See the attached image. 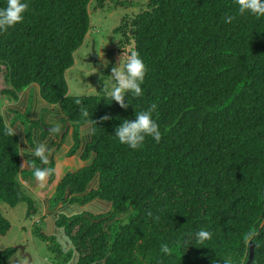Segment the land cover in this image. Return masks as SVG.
<instances>
[{
  "label": "trees",
  "instance_id": "obj_1",
  "mask_svg": "<svg viewBox=\"0 0 264 264\" xmlns=\"http://www.w3.org/2000/svg\"><path fill=\"white\" fill-rule=\"evenodd\" d=\"M94 1L101 8L103 0H24V21L0 33V93L16 98L35 84L73 127V152L80 127L92 128L82 157L92 155L89 165L66 174L50 204L99 202L100 214L87 216L105 221L62 214L34 234L56 239L65 264H224L229 257L264 264V17L239 15L235 0H147L115 30L132 42L126 54L138 52L149 69L143 95L129 96L125 110L105 95L68 96L65 72L88 33ZM226 16L235 19L225 23ZM153 103L161 141L148 137L139 150L121 144L116 127ZM106 114L112 119L99 122ZM19 175L18 139L4 134L0 116V204L26 203L29 219L36 210ZM9 228L0 214V237ZM200 229L212 238L197 243ZM248 232L255 236L246 244ZM164 243L171 255L161 252ZM14 251H1L0 264Z\"/></svg>",
  "mask_w": 264,
  "mask_h": 264
},
{
  "label": "rangeland",
  "instance_id": "obj_2",
  "mask_svg": "<svg viewBox=\"0 0 264 264\" xmlns=\"http://www.w3.org/2000/svg\"><path fill=\"white\" fill-rule=\"evenodd\" d=\"M114 1L126 2V5H115L112 0H103L101 8H96L97 3L95 1L90 8L88 33L80 49L74 53L73 66L65 72L68 96L70 97L104 95L102 83L109 80L111 67L123 53L124 46H126L125 53L132 47V42L124 40L122 34L115 33V30L122 24L125 16L130 17L137 14L147 0ZM92 57L94 59L89 62ZM105 61L108 62L107 68L104 67ZM3 85H5L3 74H0V87ZM21 117L25 119V116ZM54 167L52 164L50 169L52 170L51 174H55L53 182H56L64 173L60 165L57 168ZM23 175L25 176L27 173ZM29 175L30 177L33 176V174ZM44 188H39L36 193L22 190L31 199L32 206L36 210L37 216L33 220H38V216L44 212L39 203V198H43L47 193L52 192L47 188L46 192L42 193L45 191ZM27 210L28 205L26 203H19L14 208L0 204V214L10 224L7 233L0 237V252L9 249L15 250L7 264H65V262H61V256L58 255L57 250H54L57 246L56 239L52 238L48 240L49 242H45L34 234L31 220L26 217ZM82 216L85 217V215ZM112 224L113 221L108 227ZM34 227H40L38 230L46 233L44 219ZM18 247L23 248L24 251L16 250Z\"/></svg>",
  "mask_w": 264,
  "mask_h": 264
},
{
  "label": "crops",
  "instance_id": "obj_3",
  "mask_svg": "<svg viewBox=\"0 0 264 264\" xmlns=\"http://www.w3.org/2000/svg\"><path fill=\"white\" fill-rule=\"evenodd\" d=\"M5 87L3 85L1 88L4 89ZM0 94V116L4 120L7 118L11 126L17 129L15 136L18 139L20 161V175L18 180L23 190L36 193L39 188L45 187V191H42V193L46 192L47 188L52 191L50 194L47 193L43 198H39V203L44 212L38 218H40V223L41 220H45V230L52 228L51 222L56 221L58 216L62 214L71 216L80 212L82 215H99V208H101L99 205L101 203L99 202L86 203L79 206L78 204L66 203L68 197H65V201L58 204L54 209L50 204L59 181L66 174L76 173L89 165L92 155L89 159H83L82 157L85 146L92 137L91 125L87 124L80 127L79 146L73 152V127L69 124L67 131H65V124L68 121H66L61 107L59 105H49L44 102L39 93V88L35 84L30 85L26 90L20 92L16 98L3 95L2 93ZM21 116H25V119H22ZM57 125L59 126V131L53 133L52 129ZM38 142L47 143L49 149L47 156L52 151V157L50 160L47 159L48 162L45 165L43 161L31 155V150L35 148ZM33 161H40L38 167L48 169H50L52 164L53 167L55 166L54 168L60 165L64 174L56 182L50 183L48 177L44 182H39L33 174L36 168L32 165ZM24 173H27V175L24 176ZM29 174H33V176L30 177ZM104 209L109 210L108 206H105Z\"/></svg>",
  "mask_w": 264,
  "mask_h": 264
},
{
  "label": "clouds",
  "instance_id": "obj_4",
  "mask_svg": "<svg viewBox=\"0 0 264 264\" xmlns=\"http://www.w3.org/2000/svg\"><path fill=\"white\" fill-rule=\"evenodd\" d=\"M235 3L238 5V14L241 16L245 13H249L256 17H264V0H235ZM28 9L29 5L24 2V0H7L6 7H0V33H7L9 29L22 23ZM234 19V16H226L224 22L230 24ZM104 67H108L107 61L104 62ZM148 71L149 69L147 65L138 52L126 54L123 50V53L111 67V74L108 76L109 80L102 83V92L106 98L115 101L121 108L126 110L131 105L129 102V96L138 98L143 95L142 85L145 82ZM77 103L79 104L80 101H77ZM81 112L84 116H88L87 110L83 107L81 108ZM154 114L158 117L157 105L155 103L151 104L147 110L136 111L135 120L124 119L122 124L116 127L114 136L118 138L121 144H124L133 150L143 148L146 138L148 137H151L156 143H159L162 139L163 133L160 130L157 118H154ZM111 119L112 116L106 114L100 118L99 122L109 121ZM92 122L99 123L96 120H93ZM58 131V125L52 129L53 133ZM4 134L6 136H15L17 134V129L11 126L7 118L4 120ZM48 151L49 149L46 142H38L35 148L31 150V155L46 162L48 159ZM51 171L52 170L48 168L36 167L34 169V177L37 181L44 182L51 174ZM147 215L149 217L153 215L151 210L147 212ZM36 216L37 215L34 214L29 218L33 230L34 228H40L34 227V225L40 223V218H38V220H33ZM85 217L88 218L92 224L97 223L96 221H99L100 223L106 219L102 217L93 220L90 216L85 215ZM156 219L158 220L159 217H156ZM105 224L106 227H108L110 223L105 222ZM254 236V232L246 233L243 237L244 242L247 244L254 238ZM211 238L212 233L204 229H200L195 233L197 243H203ZM160 250L166 255H171L173 253V249L170 248L167 243L162 244ZM224 264H233V262L229 257L224 260Z\"/></svg>",
  "mask_w": 264,
  "mask_h": 264
},
{
  "label": "water",
  "instance_id": "obj_5",
  "mask_svg": "<svg viewBox=\"0 0 264 264\" xmlns=\"http://www.w3.org/2000/svg\"><path fill=\"white\" fill-rule=\"evenodd\" d=\"M94 59V57H92L90 60H89V62L91 61V60H93ZM68 126H69V123L67 122L66 123V128H65V131H67V129H68ZM52 157V151L48 154V159L50 160V158ZM48 161H46V162H44V164H46ZM97 223H99V221H96ZM250 246V251H249V261H251V259H252V255H253V246L252 245H249ZM20 250L21 252H23V248H17V250Z\"/></svg>",
  "mask_w": 264,
  "mask_h": 264
}]
</instances>
